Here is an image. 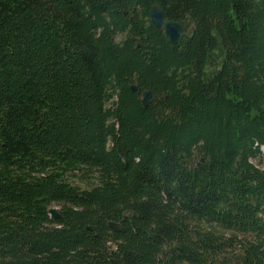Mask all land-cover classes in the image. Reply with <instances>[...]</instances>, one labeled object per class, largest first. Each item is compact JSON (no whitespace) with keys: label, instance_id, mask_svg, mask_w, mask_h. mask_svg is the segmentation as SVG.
<instances>
[{"label":"trees","instance_id":"obj_1","mask_svg":"<svg viewBox=\"0 0 264 264\" xmlns=\"http://www.w3.org/2000/svg\"><path fill=\"white\" fill-rule=\"evenodd\" d=\"M0 264H264V0H0Z\"/></svg>","mask_w":264,"mask_h":264},{"label":"water","instance_id":"obj_2","mask_svg":"<svg viewBox=\"0 0 264 264\" xmlns=\"http://www.w3.org/2000/svg\"><path fill=\"white\" fill-rule=\"evenodd\" d=\"M150 24L152 27L159 33L164 34L165 41L169 45H176L184 37H192L193 30H186L185 27L179 23L165 20L162 10L157 6H152L149 13ZM131 92H136L134 87H131ZM151 98L150 92H145L142 95L141 104L145 108L148 106ZM50 220L55 222L60 220L61 216L58 214V211L55 209L49 210ZM108 227L112 231H119L120 227L116 226L113 223H109Z\"/></svg>","mask_w":264,"mask_h":264},{"label":"rangeland","instance_id":"obj_3","mask_svg":"<svg viewBox=\"0 0 264 264\" xmlns=\"http://www.w3.org/2000/svg\"><path fill=\"white\" fill-rule=\"evenodd\" d=\"M71 185H75L82 190L88 189L89 187L93 186L95 184V179L92 176V174H89L88 172L82 171L78 174H76L75 177H69L67 180ZM51 209H55L59 211V206L53 205ZM225 237H227V234H224ZM230 236V235H229Z\"/></svg>","mask_w":264,"mask_h":264}]
</instances>
